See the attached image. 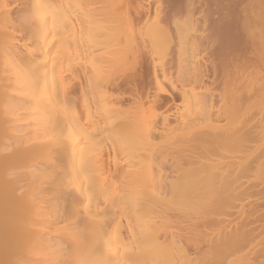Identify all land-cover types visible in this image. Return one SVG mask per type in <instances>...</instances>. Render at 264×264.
Returning a JSON list of instances; mask_svg holds the SVG:
<instances>
[{"label": "bare ground", "instance_id": "bare-ground-1", "mask_svg": "<svg viewBox=\"0 0 264 264\" xmlns=\"http://www.w3.org/2000/svg\"><path fill=\"white\" fill-rule=\"evenodd\" d=\"M97 1L0 0V264H262L264 0L231 2L213 67L192 13L102 20Z\"/></svg>", "mask_w": 264, "mask_h": 264}, {"label": "rangeland", "instance_id": "rangeland-1", "mask_svg": "<svg viewBox=\"0 0 264 264\" xmlns=\"http://www.w3.org/2000/svg\"><path fill=\"white\" fill-rule=\"evenodd\" d=\"M133 1V2H132ZM98 0L97 2H95L94 4H92L91 5V10H90V14H91V16H94V17H98V18H100V19H111V20H116V16L117 15H115L116 13H124V15H128V14H130V15H133V12H132V9L131 8H129L130 6H129V4L131 3L132 5H134L135 4V2L137 1V0ZM144 1V3H147L148 4V2H150L151 4H152V2L153 1H155V0H142V2ZM163 1V2H162ZM179 1H181V0H179ZM178 1V3H176L175 4V6H172V5H174V4H170V2L168 1V0H160V2H158V0H157V2L158 3H163V4H160L161 5V9L163 10H161V13L159 12V13H156V12H154V10L153 9H150V10H148V12L147 13H142L141 15H140V24H142V23H145V22H154V23H163L164 21H165V19H166V15L168 14H166V12H170V10L172 11L171 13H173L174 11V9L175 8H177V9H175L176 11H177V13L178 14H180V16L177 14V13H175V14H177V16H179L178 18L180 19V21L181 20H183L184 21V19H187V17L191 14L192 16V18L194 17V21H196L197 23H196V27H194L195 29H194V31L192 30V36H194V37H196L197 38V40H196V42H199V43H201V44H199V46H200V54L198 55L199 56V58L201 59V61H204V64L205 65H207V64H209L210 65V67H211V65H212V67H213V64H211L212 63V61H214V64L216 63V61H217V59H215V57L217 56V52H218V50H217V48H216V45H215V47H212L214 44H212V46L208 43L209 41V37H211V33H213V31H215V30H217L216 29V27H215V24H220L221 22H224L225 21V19L228 17V15L230 16V19L231 18H233V17H231L232 15H231V13L236 9L238 12L237 13H235V14H238V13H240L241 12V15L243 16V17H245V13H247V15H249L248 14V10L250 9L249 8V6H250V2L252 3V1L253 0H247V2H246V0H224V3H223V0H218V1H220V2H216L215 0L214 1H212V0H194L192 3L193 4H191L190 6H189V4H188V1H187V3H186V1L185 0H182L181 2H179ZM184 1V2H183ZM206 1H209V2H206ZM234 1V2H233ZM237 1V2H236ZM130 2V3H129ZM213 2H214V4H213ZM216 2V3H215ZM225 2H229V3H225ZM231 2H233V3H240V4H242V5H239L238 6V4L237 5H235V4H233V5H235L237 8H235L234 9V7L235 6H231ZM245 2V3H244ZM149 3V4H150ZM171 3H173V2H171ZM199 3V4H198ZM150 4V5H151ZM167 4V5H166ZM180 4V5H179ZM185 4H186V6H185ZM187 4H188V7H187ZM210 4V5H209ZM216 4V5H215ZM230 4V5H229ZM247 4H249V6L247 5ZM159 5V6H160ZM178 5V6H177ZM193 5V6H192ZM200 5V6H199ZM226 5V6H225ZM173 8V10L171 9V7ZM216 6V7H215ZM219 8H218V7ZM224 6V7H223ZM231 6V7H230ZM246 6V7H245ZM248 6V7H247ZM164 7V8H163ZM167 7H168V9H167ZM170 7V8H169ZM192 9H191V8ZM233 7V8H232ZM187 8V9H186ZM211 10H210V9ZM232 8V9H231ZM247 8V9H246ZM249 8V9H248ZM165 9V10H164ZM194 9V10H193ZM221 9V10H220ZM234 9V10H233ZM245 9V10H244ZM167 10H169V11H167ZM188 10H189V13H188ZM192 10V11H191ZM213 10V11H212ZM215 10V11H214ZM232 10V11H231ZM165 11V12H164ZM195 11V12H194ZM209 11H212L211 13L209 12ZM230 11H231V13H230ZM247 11V12H246ZM184 12V13H183ZM229 13V14H228ZM234 13V12H233ZM174 14V13H173ZM194 14V15H193ZM186 15H187V17H186ZM241 15L239 14V16L241 17ZM246 15V16H247ZM239 16H238V18H239ZM164 17V18H163ZM190 17V16H189ZM139 18V17H138ZM229 18V17H228ZM224 19V21H222ZM94 20H95V18H94ZM164 20V21H163ZM233 20V19H232ZM231 20V21H232ZM237 20V19H236ZM235 19H234V22H236L237 24H238V21H236ZM96 22H97V20H95ZM226 21H227V19H226ZM171 22V21H170ZM230 21H228V23L226 22V23H224V24H233L232 22L231 23H229ZM98 23V22H97ZM96 23V24H97ZM167 23V27L169 26V24H171V23H169L168 24V22H165V24ZM181 23H183L182 21H181ZM213 23V24H212ZM236 23L234 24V25H236ZM223 24V23H222ZM222 24H220L221 26H222ZM223 24V25H224ZM175 24H171L170 26L172 27H170L169 26V28H171V32H172V34L170 35V37H168V39L166 40V42H165V45L166 46H164V52H165V61H166V63L167 62H169L171 59H172V53L174 52H176V49L178 48V45L182 42V39L177 35V31H176V34H175V28L177 27V25H176V27L174 26ZM211 25V26H210ZM216 25V26H217ZM229 25V26H230ZM234 25H232V27L234 26ZM174 26V27H173ZM225 26V25H224ZM240 25H238V26H234V27H238V28H240L239 27ZM218 27V29L220 28L219 26H217ZM223 27V26H222ZM233 27V28H234ZM174 28V29H173ZM222 29V28H221ZM220 29V30H221ZM236 31H237V29H235ZM235 30L232 32L233 34H234V32H235ZM239 30V29H238ZM211 32V33H210ZM210 33V34H209ZM200 34H202V35H200ZM207 34H209L210 36H208L207 37V39H205L206 38V36H207ZM201 36H204V38H202ZM193 37V38H194ZM199 37V38H198ZM215 39V38H214ZM203 41V42H202ZM184 42V41H183ZM182 42V44H184ZM204 42H206V43H204ZM216 42V41H215ZM186 45H187V43H185ZM207 44H209V45H207ZM218 44V43H217ZM186 45H185V47H186ZM205 45H206V49H205ZM209 46V47H208ZM217 46H219V45H217ZM243 48H244V45H241ZM240 46V47H241ZM187 47H189V46H187ZM186 47V48H187ZM202 47H204L203 49H202ZM212 47V48H211ZM239 47V48H240ZM213 49H215L214 50V57H212V55H213V53H212V51H213ZM219 49V48H218ZM242 49V48H241ZM178 50V49H177ZM202 50V51H201ZM240 50H238V52H239ZM202 52V53H201ZM216 54V55H215ZM249 54V53H248ZM201 55V56H200ZM252 55V54H251ZM250 55V56H251ZM249 56V55H248ZM202 57V58H201ZM214 58V59H213ZM250 58V57H249ZM200 59H199V62H201L200 61ZM213 59V60H212ZM212 60V61H211ZM211 62V63H210ZM218 62V61H217ZM208 65V66H209ZM209 67V68H210ZM216 67H214V69H215ZM210 71H212V69H210ZM175 77V76H174ZM175 78H173V80H174ZM220 79V78H219ZM168 108V107H167ZM174 115L175 114H172V118H174ZM259 192V191H258ZM259 193H263V192H259ZM264 194V193H263ZM257 195H259V194H257ZM260 196V195H259ZM259 196H258V198L257 199H259ZM257 197V196H256ZM256 197H253V198H256ZM261 197V196H260ZM252 198V199H253ZM264 198V197H263ZM263 198H260L259 200H261L262 201V203H264V199ZM251 199V200H252ZM256 200V199H255ZM257 201V200H256ZM248 202H250V203H247V204H252V202H254L255 203V201H254V199H253V201L251 202V201H248ZM237 203H239V202H237ZM257 203V202H256ZM246 204V206H248ZM235 205V206H234ZM234 205H231V206H233L234 208H233V210H235V212L233 211L232 212V208H231V206H230V208L228 209L227 207L226 208H223V210H221V211H223V212H221V211H219L218 213H220L221 215H219L218 213L216 214H214V219H220V220H222V219H226L225 217H227V218H230V219H226V220H228L229 222L232 220V224H231V226H233L234 225V223L236 222V221H239V214H241V210H243V213L245 214V212L244 211H246L247 210V207H246V210H244L245 208H241L240 209V207H238V208H235L236 207V205L237 204H234ZM239 206H241V203L240 204H238ZM259 203L255 206V207H257V209L259 208V206L261 205H259ZM252 206L254 207V204H252ZM252 206L251 207H249L248 209H250V208H252ZM241 207H243V205L241 206ZM261 207V206H260ZM262 207H264V204L262 205ZM225 209H228L229 211H224ZM236 209H240L239 211H237ZM262 209V208H261ZM261 209H258V211L260 210V213L262 212V210ZM264 209V208H263ZM230 211H231V213H230ZM249 211V210H248ZM171 212H172V214H173V212H174V210H171ZM224 212H226V214L227 215H225V213ZM228 212V213H227ZM238 212V213H237ZM247 212V211H246ZM174 213H176V211L174 212ZM230 213V214H229ZM259 212H257V214H260ZM230 216H229V215ZM177 215V214H176ZM219 217H218V216ZM225 215V216H224ZM217 216V217H216ZM262 216H264V214L262 215ZM221 217V218H220ZM243 217V216H242ZM184 219L185 220V217H181V218H179L180 220H179V222H180V225H179V222H178V220L176 219V227H179L178 229L176 228V227H174V228H176L177 230L176 231H180V233L181 232H183V234H185L186 232H187V235L188 234H190L191 232H190V227L192 226L191 225V222L192 221H188L189 222V224L187 225V220H185L186 222H184V221H182L181 219ZM187 218V217H186ZM188 219H190V220H195L194 218L192 219L191 217H189ZM216 219V222L218 221ZM225 220V222H223V223H227V221ZM240 220H241V216H240ZM233 221H234V223H233ZM182 222V223H181ZM178 223V224H177ZM193 224H194V222H192ZM260 223V222H259ZM229 225H230V223H228ZM227 224V225H228ZM190 225V226H189ZM223 226H226V224H222ZM187 226H189V227H187ZM215 226H216V228H214V230L212 229L211 230V234H213L214 232V236L216 235V236H218V234L220 235V232H219V228H218V226L219 225H216L215 224ZM214 226V227H215ZM187 227V228H186ZM180 229V230H179ZM188 229H189V232H188ZM218 229V230H217ZM262 228L260 227V231L259 232H261V233H263V235H264V230L262 231L261 230ZM175 230V229H174ZM210 230V229H209ZM214 231V232H213ZM217 231V232H216ZM210 232V231H209ZM258 232V233H259ZM261 235V239H262V234H260ZM212 236V235H211ZM261 239H260V241H259V239L257 240V243H259L260 244V246H256V245H258L256 242L255 243H252L251 245L253 246V245H255V247L256 248H260L261 246H264L263 244L264 243H260L261 242ZM262 244V245H261ZM187 248H188V250H189V248L190 247H188V246H186ZM254 247V246H253ZM214 257H215V255H214ZM236 257L237 256H235V257H233L232 256V258L234 259V261L236 260ZM232 258H230V260H233ZM237 261V260H236ZM254 262V261H253ZM255 262H257L256 260H255ZM264 263V262H263ZM262 263V264H263Z\"/></svg>", "mask_w": 264, "mask_h": 264}]
</instances>
